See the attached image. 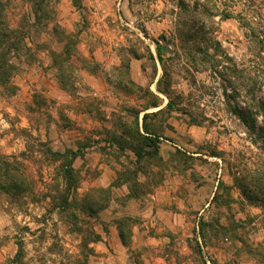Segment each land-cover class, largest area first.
Wrapping results in <instances>:
<instances>
[{
    "label": "rangeland",
    "instance_id": "374dc122",
    "mask_svg": "<svg viewBox=\"0 0 264 264\" xmlns=\"http://www.w3.org/2000/svg\"><path fill=\"white\" fill-rule=\"evenodd\" d=\"M6 29L0 264H264V0H0Z\"/></svg>",
    "mask_w": 264,
    "mask_h": 264
},
{
    "label": "trees",
    "instance_id": "16d2710c",
    "mask_svg": "<svg viewBox=\"0 0 264 264\" xmlns=\"http://www.w3.org/2000/svg\"><path fill=\"white\" fill-rule=\"evenodd\" d=\"M13 33L6 29L3 31H0V48L3 49L2 50V54L7 51L8 49L11 50L15 48L16 45H14V42H12V35ZM157 53H158V59L160 61V63H164V59H163V55H162V50H161V46L158 44L157 47ZM6 66V63L4 62L3 57L0 58V73L4 71V68ZM174 104L172 103V101H170V103L168 104V108L169 109H173ZM236 114H238V116L240 117V119L247 125L250 127V129L254 130L255 129V124L252 123V125H250V121L253 120L252 116H248L246 110H243L241 108H237L236 109ZM148 119V115H145L144 120ZM253 122V121H252ZM147 130V129H146ZM148 136L143 137L144 142L147 144V146L149 148H155L156 150H158L157 148V140L153 139L152 137H150V133L147 132ZM70 176L71 173H70ZM0 186L3 190H5V192H10L13 193L15 191H18L19 193L23 192L22 190L24 189L23 187V183L22 181H19L16 179L15 176V171L12 168V165L7 162V161H0ZM120 239L123 243L124 246L128 245L127 242V238L125 235V232L123 230L122 227H120ZM98 241H100L98 239ZM23 251L20 250L16 259H15V263L22 264L23 261Z\"/></svg>",
    "mask_w": 264,
    "mask_h": 264
}]
</instances>
